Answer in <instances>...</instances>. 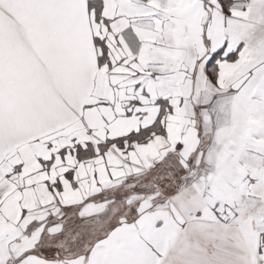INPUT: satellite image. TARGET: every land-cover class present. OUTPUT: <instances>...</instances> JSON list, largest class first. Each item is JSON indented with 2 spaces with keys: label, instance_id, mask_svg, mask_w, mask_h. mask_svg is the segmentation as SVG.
I'll list each match as a JSON object with an SVG mask.
<instances>
[{
  "label": "snow or ice",
  "instance_id": "1",
  "mask_svg": "<svg viewBox=\"0 0 264 264\" xmlns=\"http://www.w3.org/2000/svg\"><path fill=\"white\" fill-rule=\"evenodd\" d=\"M250 24L264 25V0H0V264H145L127 228L85 252L89 222L143 212L202 159L218 97L264 159V60L249 59L264 31ZM240 173L250 196L264 191L257 171ZM68 191L80 200L63 203ZM156 219L139 221L145 240ZM246 248L245 264H264V220Z\"/></svg>",
  "mask_w": 264,
  "mask_h": 264
},
{
  "label": "crops",
  "instance_id": "2",
  "mask_svg": "<svg viewBox=\"0 0 264 264\" xmlns=\"http://www.w3.org/2000/svg\"><path fill=\"white\" fill-rule=\"evenodd\" d=\"M235 2L242 6L250 0ZM248 27H255L257 35L264 31V25L250 24ZM243 34L242 27L239 35ZM249 43V59L264 60V37L250 40ZM231 100V96L218 97L206 109L210 122L200 124L199 143L203 158H198L187 169H177L179 178H172L159 198L151 201V206L143 212L136 209L115 218L110 216L108 221H104L103 230L98 226L99 221H90L86 229L88 238L85 252L103 242L111 232L127 228L143 245L145 264H245L246 245L251 233L256 224L264 220V191L250 196L253 185L238 180L240 169L246 168L257 171L260 175L258 183H264V159H254L258 154L248 150L247 142L243 139L245 121L239 109L232 111ZM207 102V99L202 101ZM36 103L43 107L39 94ZM216 139L220 140L221 145L244 147L242 150L224 151L215 143ZM160 147L157 143L141 150L137 162L154 156ZM168 175L171 177L172 174ZM186 176L190 180L183 183ZM102 183H109L106 177ZM95 190L94 184L88 189ZM80 198L79 193L68 191L61 199L63 203L71 204L77 203ZM36 199L34 194L30 207H35ZM144 215H158L147 240L139 224ZM10 228L11 225L0 221V231ZM70 238L76 239L75 236ZM235 242L240 246L239 252Z\"/></svg>",
  "mask_w": 264,
  "mask_h": 264
},
{
  "label": "rangeland",
  "instance_id": "3",
  "mask_svg": "<svg viewBox=\"0 0 264 264\" xmlns=\"http://www.w3.org/2000/svg\"><path fill=\"white\" fill-rule=\"evenodd\" d=\"M189 180H190L189 177L186 176V179H185V181L183 183H187Z\"/></svg>",
  "mask_w": 264,
  "mask_h": 264
}]
</instances>
